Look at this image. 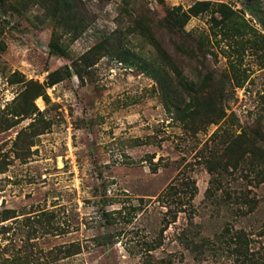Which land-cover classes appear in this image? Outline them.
I'll return each mask as SVG.
<instances>
[{"label": "rangeland", "instance_id": "374dc122", "mask_svg": "<svg viewBox=\"0 0 264 264\" xmlns=\"http://www.w3.org/2000/svg\"><path fill=\"white\" fill-rule=\"evenodd\" d=\"M195 1L0 0V264H264L260 164L224 150L264 125V29L243 5L264 20V0H209L243 21L191 17V42L209 48L191 59L163 23ZM149 33L187 76L213 74L233 119L194 133L168 113L155 80L122 60L156 56ZM64 66L34 108L27 88Z\"/></svg>", "mask_w": 264, "mask_h": 264}, {"label": "trees", "instance_id": "16d2710c", "mask_svg": "<svg viewBox=\"0 0 264 264\" xmlns=\"http://www.w3.org/2000/svg\"><path fill=\"white\" fill-rule=\"evenodd\" d=\"M58 1H60L66 9L72 7L70 0ZM243 5L257 18L264 29V20L257 13L256 5H248L245 1H243ZM211 7H214L212 10L213 12L219 14V17L212 16L210 18L214 27L234 21L235 18L243 21L232 7L225 3H211L209 0H197L184 10L179 6H173L166 10L163 23L164 28L169 33L182 40L181 43L177 45V49L191 59L197 58L199 55L204 58L209 48L207 49L204 38H199V36L196 40V46H194L191 42V40L194 41L193 33L186 32L184 26L191 17L199 16L208 10L210 11ZM149 40L153 45L156 56L145 62L137 59L136 56H126L122 58V60L128 65L137 66L155 80L164 107L174 119L182 122L186 127L189 126L194 133L222 119H233V115L227 116L224 106L221 104V101L224 99V86L221 84L218 91L211 88V86L216 83L212 73L200 74L198 71L192 77L187 76L183 73L181 68H179V64L175 58L165 50L162 41L156 39L153 33H149ZM186 43H190V46ZM49 52L58 56L64 55V51H60V47L56 41L50 42ZM90 64H93V62ZM70 76L71 72L69 67L64 66L48 73L46 85L43 86L39 83L31 84L30 87L27 88V92L31 96L33 107L35 108L33 104L35 98L39 96H42L44 99L46 98L44 87L52 86L65 77L68 78ZM33 112L34 109L26 107L20 114L23 115V117H27ZM224 134L225 132L221 133L219 136L223 135V137H225ZM229 137L230 142L224 150L230 155L247 153L252 166H258L260 164L259 170L255 169L254 174L256 177L261 178L260 181H264V125H258L248 132L243 130L238 134L229 135ZM215 158L221 163L220 158ZM233 161V165L236 166L238 164L237 159L233 158ZM214 168L213 165L207 168L211 176H214ZM213 183L214 180L212 178L211 184ZM208 190H210V188ZM244 199L248 200L246 197H244ZM243 233V231H239L235 236L238 239L237 245L235 246L236 253H239L238 247H242L244 244L246 247L248 245L249 239ZM247 260L252 261L249 257Z\"/></svg>", "mask_w": 264, "mask_h": 264}]
</instances>
